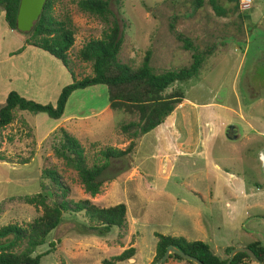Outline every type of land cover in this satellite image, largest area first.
Returning a JSON list of instances; mask_svg holds the SVG:
<instances>
[{"label": "rangeland", "instance_id": "obj_1", "mask_svg": "<svg viewBox=\"0 0 264 264\" xmlns=\"http://www.w3.org/2000/svg\"><path fill=\"white\" fill-rule=\"evenodd\" d=\"M78 2L52 0L51 11L73 32L68 59L77 79L93 75L81 49L116 22L122 37L117 58L133 69L148 50L155 73L191 63V52L169 29L172 18L176 30L199 48L214 44L215 49L196 77L165 90L184 94L165 122L135 138L121 126L138 122V111L110 107L104 85L73 92L58 119L13 110L12 122L0 132V227L39 217L41 207L25 199L43 193L48 205L62 199H88L100 207L124 203L127 223L100 236L85 230L83 212L64 210L60 224L31 254L42 255L40 264H101L129 247L135 255L115 264H150L155 232L203 241L220 257L226 247L264 245V138H259L264 132V0H252L246 10L240 0H214L221 12L209 0L199 8L193 0H110L103 14L83 11ZM26 34L9 29L0 10V106L10 91L55 105L71 75L53 56L26 44L33 41ZM230 124L237 130L235 140L225 136ZM60 129L79 142L88 166L104 160L105 148L124 150L133 139L128 156L110 159L95 196L84 190L73 163L55 153ZM46 170L56 173L63 195ZM42 186L49 190L44 193ZM9 240L0 238V252L27 247L20 240L7 250L3 244ZM162 264L186 263L167 259Z\"/></svg>", "mask_w": 264, "mask_h": 264}, {"label": "trees", "instance_id": "obj_2", "mask_svg": "<svg viewBox=\"0 0 264 264\" xmlns=\"http://www.w3.org/2000/svg\"><path fill=\"white\" fill-rule=\"evenodd\" d=\"M19 1L0 0V10L4 12V21L9 29L15 31H17L16 15ZM109 1L79 0L78 5L83 11L103 14L109 12ZM209 1L216 12H221L219 8L215 7L214 0ZM203 2L204 0H193L194 7H201ZM52 6V0H46L40 17L32 30L27 33L33 41L27 40L26 44L37 47L60 61L70 73L72 80L61 89L55 105L40 104L22 97L16 91H10L4 104L0 106V132L12 122L13 110L15 109L29 111L33 114L45 113L51 119H58L64 113L66 103L73 92L95 85H104L110 107L125 105L136 108L139 113V121L123 124L121 126L122 131L129 133L131 138L146 134L164 123L177 104L184 98L181 89H174L168 94H164L165 90L175 83H185L196 77L205 59L215 49L214 44L199 48L190 38L176 30V19L172 18L169 22V29L177 41L182 44L183 49L191 52V63L177 70L155 73L150 66L151 53L148 50L141 65L133 69L127 64L121 63L117 58L122 37L119 24L116 22L101 38L89 39L81 49V59L92 62L93 75L77 79L68 59V50L74 43L73 32L65 22L62 23L52 16ZM60 131L62 140L59 145L55 146V153L73 163L79 171L84 190L91 196L100 193V187L103 183L102 175L108 168L110 159L128 156L133 145V139H131L124 150L107 147L101 151L104 160L101 163L88 166L85 164L83 149L79 142L65 130L60 129ZM44 174L58 186L63 195L65 190L56 173L46 170ZM42 187L44 193L49 190L47 186ZM46 197V194L38 193L25 199L27 204L42 209V214L32 222L23 226L9 223L0 227V238L12 237V240L3 244L7 250L17 246V242L20 240L27 242L26 249L20 253L1 251L0 264H40L42 255L31 256V254L37 246L45 242L47 235L60 224L64 210L74 213L83 212L87 219V224L84 225L85 230L96 235H106L113 227L126 228V205L124 203L100 207L88 199L77 202L62 199L53 205H48L45 202ZM154 236L157 238V242L155 255L150 264H155L163 256L168 245L177 247L184 253L197 258L203 264H225L228 254L233 248L226 247L224 249L225 257H220L213 252L207 243L200 240L190 241L183 236L163 235L158 232H155ZM5 246L2 247L5 248ZM244 246L250 248L260 262H264V245L259 241H253ZM135 250L134 247L124 249L120 254L104 259L101 264H115L129 260L135 255ZM168 259L195 264L173 253L169 254ZM247 260H250L249 256L245 252H240L234 255L230 264H246Z\"/></svg>", "mask_w": 264, "mask_h": 264}, {"label": "water", "instance_id": "obj_3", "mask_svg": "<svg viewBox=\"0 0 264 264\" xmlns=\"http://www.w3.org/2000/svg\"><path fill=\"white\" fill-rule=\"evenodd\" d=\"M46 0H20L16 15V28L22 33H28L32 30L35 22L40 17L41 12L43 10L44 4ZM225 136L229 140H235L238 138L237 130L235 125L230 124L227 126L225 130ZM240 252H245L249 258L259 264H264V262H260L259 259L255 256L253 251L246 247V246H235L229 252L226 263L230 264L234 255ZM177 254L184 260H189L195 264H203L197 258L190 256L183 251L179 250L177 247L173 245H168L163 256L155 263V264H162L164 263L169 254ZM18 264H25V263H18Z\"/></svg>", "mask_w": 264, "mask_h": 264}, {"label": "built area", "instance_id": "obj_4", "mask_svg": "<svg viewBox=\"0 0 264 264\" xmlns=\"http://www.w3.org/2000/svg\"><path fill=\"white\" fill-rule=\"evenodd\" d=\"M252 0H240L239 4L242 10L250 8Z\"/></svg>", "mask_w": 264, "mask_h": 264}, {"label": "crops", "instance_id": "obj_5", "mask_svg": "<svg viewBox=\"0 0 264 264\" xmlns=\"http://www.w3.org/2000/svg\"><path fill=\"white\" fill-rule=\"evenodd\" d=\"M259 134L263 136V137H262V136H259V138H264V132L262 133L261 131H259ZM259 143H260V142H258V144H259ZM259 145H260V144H259Z\"/></svg>", "mask_w": 264, "mask_h": 264}, {"label": "flooded vegetation", "instance_id": "obj_6", "mask_svg": "<svg viewBox=\"0 0 264 264\" xmlns=\"http://www.w3.org/2000/svg\"><path fill=\"white\" fill-rule=\"evenodd\" d=\"M227 128V127H226ZM226 128H225V130H226ZM238 135V134H237Z\"/></svg>", "mask_w": 264, "mask_h": 264}]
</instances>
